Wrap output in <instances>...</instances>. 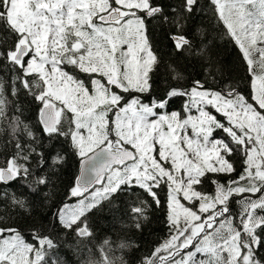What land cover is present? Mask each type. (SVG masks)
<instances>
[{
	"label": "snow or ice",
	"instance_id": "snow-or-ice-1",
	"mask_svg": "<svg viewBox=\"0 0 264 264\" xmlns=\"http://www.w3.org/2000/svg\"><path fill=\"white\" fill-rule=\"evenodd\" d=\"M211 3L242 52L250 96L222 72L213 84L193 80L152 95L158 58L150 22L169 28L177 51L203 55L206 46L186 34L201 0H0V72L9 74L13 94L18 85L38 102L49 142L70 139L81 161L70 190L77 204L53 212L51 227L32 225L31 242L9 223L17 209L30 211V201L0 189V264H66L55 229L71 231L77 246L89 241V215L117 197H133L122 203L140 230L150 205L136 192L159 206L162 185L169 237L140 264H264V0ZM172 98L185 100L181 110H169ZM5 104L0 77V116ZM12 132L14 151L0 166V184L20 181L35 193L65 157L55 147L47 157L38 152V137L18 119ZM236 155V180H213V195L199 190L209 174H234ZM98 264L127 262L104 254Z\"/></svg>",
	"mask_w": 264,
	"mask_h": 264
},
{
	"label": "trees",
	"instance_id": "trees-1",
	"mask_svg": "<svg viewBox=\"0 0 264 264\" xmlns=\"http://www.w3.org/2000/svg\"><path fill=\"white\" fill-rule=\"evenodd\" d=\"M162 2L168 6L175 5L178 0H162ZM201 8L202 11L196 13L186 25V34L189 38L194 37V44L197 47L206 46L203 55H197L195 51H177L169 28L153 26L150 22L149 42L158 58V64L151 73L152 95L160 96L173 87H188L193 80H201V82L207 80L209 84H213L219 81V73L222 72L223 75L232 77L243 93L250 96L253 91L252 80L247 72L241 50L228 35L226 26L218 19L211 0H201ZM177 73L183 79H177ZM209 73L211 76H216V81L212 80ZM0 77L4 79L6 98L4 116H0V166L14 151L12 127L17 119L22 124L28 125L38 137L37 144L34 145L38 152H44L47 157L51 154V148L55 147L65 157L62 165L55 169L48 168L49 184L37 189L35 193L30 192L20 181L9 182L7 185L0 184V189L16 193L17 196L24 195L30 201V211L17 209L13 213V220L9 223L18 228L31 242L30 234L34 230L32 225L44 224L51 227L53 212L62 209L65 204L70 208L77 204L79 198L72 197L70 190L78 175L80 158L70 139L58 137L49 142L39 120L38 102L27 92L19 90L18 85L13 94L8 73L0 72ZM184 102L183 98H172L169 110H181ZM16 135L22 143H31L30 138L19 131ZM233 161L236 167L234 174H209V178L203 182L199 190L207 195H213L215 192L213 180L225 184L236 180L242 171V161L239 155L234 156ZM136 195L147 200L150 205L147 209V219L140 230L133 226L127 206L122 203V201L131 203L133 200L131 196L117 197L111 206L105 202L101 211L90 214L89 223L94 235L89 241L81 242L79 246L71 231L64 232L56 228L52 238L59 243V255L65 259L66 264H98L104 254L113 259L123 257L127 264H140L155 247L168 239L167 187L162 185L158 191L161 201L159 206L139 190ZM181 202L186 206L189 204L183 200ZM232 207L234 212L239 210L237 204L233 203ZM106 239L109 245L104 244ZM121 244H128L130 247L120 248Z\"/></svg>",
	"mask_w": 264,
	"mask_h": 264
},
{
	"label": "water",
	"instance_id": "water-1",
	"mask_svg": "<svg viewBox=\"0 0 264 264\" xmlns=\"http://www.w3.org/2000/svg\"><path fill=\"white\" fill-rule=\"evenodd\" d=\"M80 173H81V161H80V164H79V169H78V175H77V177H79L80 176ZM77 179V178H76ZM91 191V190H90ZM87 194V193H86Z\"/></svg>",
	"mask_w": 264,
	"mask_h": 264
}]
</instances>
